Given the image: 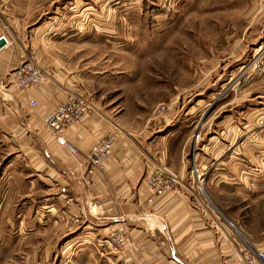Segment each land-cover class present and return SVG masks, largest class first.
Wrapping results in <instances>:
<instances>
[{
    "label": "crops",
    "instance_id": "obj_1",
    "mask_svg": "<svg viewBox=\"0 0 264 264\" xmlns=\"http://www.w3.org/2000/svg\"><path fill=\"white\" fill-rule=\"evenodd\" d=\"M9 25L17 27V34L12 45L0 50V264H14V258H20L17 264H264L258 257L264 252V182L248 175L255 166L239 157L238 148L229 160L211 165L208 136L196 162L199 175H205L190 176V162L183 160L187 142L177 151L171 143L178 127L187 125L173 119L163 133L141 128L137 137L119 131L109 164L103 170L92 167L91 146L115 123L97 107L93 86L86 87L76 76L69 49L47 47L45 35L30 34L14 20L7 24L0 18V37L12 40ZM33 56L48 79L21 91L12 82V71ZM70 99L91 106L82 122L63 133L78 149V159L57 143L45 123L55 106ZM263 116L235 115L233 124H226L224 117L219 123L225 131L216 138L224 134L232 146L238 139V120L247 121V134L254 126L250 122ZM262 143L259 151L264 150ZM252 151L248 145L241 153ZM153 157L178 174V184L148 203L143 178ZM239 169L245 170L242 175ZM254 185H259L256 191ZM68 201H75V207L66 208ZM123 222L131 226L132 245L129 252L110 255L100 245L103 236ZM15 240L21 250H43V257H11ZM59 246L52 258L46 257ZM64 248L73 250L71 258L63 256Z\"/></svg>",
    "mask_w": 264,
    "mask_h": 264
},
{
    "label": "rangeland",
    "instance_id": "obj_2",
    "mask_svg": "<svg viewBox=\"0 0 264 264\" xmlns=\"http://www.w3.org/2000/svg\"><path fill=\"white\" fill-rule=\"evenodd\" d=\"M0 18L7 24L13 20L20 23L30 34L45 35L47 47L61 45L70 50L76 76L86 87L93 86L97 107L115 123L114 129L97 141L108 137L117 140L119 131L138 137L141 128L163 129V133L171 124L169 120L184 121L187 126L178 127V137L171 143L177 151L187 142L183 160L190 162V176L199 174L197 154L204 151L202 143H208L211 136L212 143L206 147L211 165L229 160L231 151L238 148L239 157L255 166L248 169V175L264 182V167L260 165L264 150L259 151L264 141V118L250 122L254 126L247 128V134V121L238 120V139L232 146L224 134L223 139L216 138L225 131L220 119L225 117L229 120L226 124H233L236 122L230 120L235 115L258 118L264 114V0H0ZM15 28L9 25L11 32L7 29L12 44ZM35 59L33 56L22 64ZM72 101L87 106L84 117L75 123L82 122L91 106L77 99L55 106L46 118L58 106ZM95 143L89 160L92 167L99 168L91 161ZM248 145L255 152L242 154ZM64 147L78 159V153ZM151 162L143 180L153 202L166 193L152 195L149 180L163 173L166 179L175 176L178 184V174L159 158L153 157ZM243 171L239 169L238 175ZM258 186L254 185L255 191ZM74 203L68 201L65 207L74 208ZM20 205L15 202V208ZM225 217L229 219L226 213ZM130 227L126 222L115 224L101 238L102 249L116 256L129 252ZM118 234L122 240L116 238ZM13 245L11 257H43V250H21L16 240ZM59 247L46 257L52 258L63 246ZM63 250V256L71 258L73 250ZM17 259H13L14 264Z\"/></svg>",
    "mask_w": 264,
    "mask_h": 264
},
{
    "label": "built area",
    "instance_id": "obj_3",
    "mask_svg": "<svg viewBox=\"0 0 264 264\" xmlns=\"http://www.w3.org/2000/svg\"><path fill=\"white\" fill-rule=\"evenodd\" d=\"M6 39L7 45H12V40L8 37L3 36ZM12 82L16 87L21 90H29L34 87H38L43 84L47 79V75L41 70V68L35 63V60L22 64L16 69L11 75ZM3 104V98H0V106ZM33 106L37 103L32 102ZM87 111L85 104H76L75 102H68L55 108L52 113L46 118V125L52 130V133L58 144L67 146L73 153H78L75 147L68 144L64 138V131L68 126L81 120ZM1 117V116H0ZM198 137V135H197ZM116 137H108L107 139L99 140L95 143L91 152V161L94 166L100 169H105L107 166L110 156L112 154L113 144ZM203 174H198L197 177H203ZM176 182V177L171 175L170 179H166L163 173H159L158 177L149 180V185L152 188V195H163L167 189ZM153 197V196H152ZM152 197L149 201L152 202ZM118 240H122L123 236L118 234L116 236ZM258 257L264 262V252H259Z\"/></svg>",
    "mask_w": 264,
    "mask_h": 264
},
{
    "label": "water",
    "instance_id": "obj_4",
    "mask_svg": "<svg viewBox=\"0 0 264 264\" xmlns=\"http://www.w3.org/2000/svg\"><path fill=\"white\" fill-rule=\"evenodd\" d=\"M7 42L4 37H0V50L6 46Z\"/></svg>",
    "mask_w": 264,
    "mask_h": 264
}]
</instances>
